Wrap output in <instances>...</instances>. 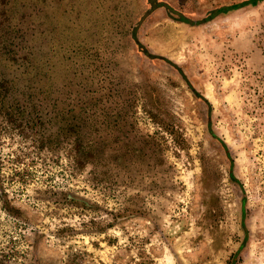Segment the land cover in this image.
Here are the masks:
<instances>
[{
    "label": "rangeland",
    "instance_id": "obj_1",
    "mask_svg": "<svg viewBox=\"0 0 264 264\" xmlns=\"http://www.w3.org/2000/svg\"><path fill=\"white\" fill-rule=\"evenodd\" d=\"M244 1L0 0V264H264Z\"/></svg>",
    "mask_w": 264,
    "mask_h": 264
},
{
    "label": "trees",
    "instance_id": "obj_2",
    "mask_svg": "<svg viewBox=\"0 0 264 264\" xmlns=\"http://www.w3.org/2000/svg\"><path fill=\"white\" fill-rule=\"evenodd\" d=\"M258 1L260 0H247V1H244L242 3H238V4H235V5H231V6H227V7H222L220 9H217L216 11H214V13L212 14V16L210 17L211 18H214L215 16H217L218 14L220 13H223V12H227V11H230V10H233V9H239V8H242L244 6H248L250 4H255L257 3ZM160 8V7H165L167 8V10H169L170 12H175L174 9H172L171 6L167 5L166 3H155V8ZM182 20L184 21H188V19L182 17ZM135 38H136V35H135Z\"/></svg>",
    "mask_w": 264,
    "mask_h": 264
}]
</instances>
